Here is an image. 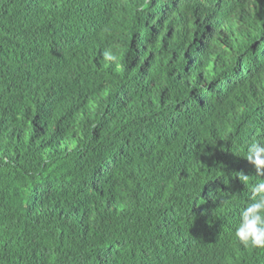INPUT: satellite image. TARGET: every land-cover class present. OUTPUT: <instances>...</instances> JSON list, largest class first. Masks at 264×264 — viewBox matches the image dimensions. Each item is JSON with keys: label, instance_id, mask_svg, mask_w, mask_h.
<instances>
[{"label": "trees", "instance_id": "1", "mask_svg": "<svg viewBox=\"0 0 264 264\" xmlns=\"http://www.w3.org/2000/svg\"><path fill=\"white\" fill-rule=\"evenodd\" d=\"M258 130L264 0H0V264H264Z\"/></svg>", "mask_w": 264, "mask_h": 264}, {"label": "clouds", "instance_id": "2", "mask_svg": "<svg viewBox=\"0 0 264 264\" xmlns=\"http://www.w3.org/2000/svg\"><path fill=\"white\" fill-rule=\"evenodd\" d=\"M245 147L243 157L254 166L255 176L264 177V131L258 130L257 138ZM237 176L244 183H249L251 179L243 171L238 172ZM251 193L249 201L240 212L234 238L245 248H264V179L251 184Z\"/></svg>", "mask_w": 264, "mask_h": 264}]
</instances>
